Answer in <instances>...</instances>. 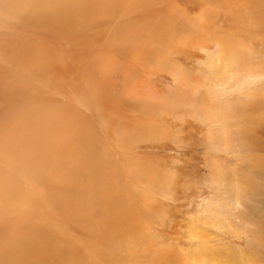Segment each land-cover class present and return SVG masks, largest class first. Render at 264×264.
<instances>
[{"label":"rangeland","instance_id":"374dc122","mask_svg":"<svg viewBox=\"0 0 264 264\" xmlns=\"http://www.w3.org/2000/svg\"><path fill=\"white\" fill-rule=\"evenodd\" d=\"M9 2L4 0L0 6V47L14 37L35 39L25 36L19 15L9 13L13 9ZM159 12L168 14V22L165 16H157ZM139 13L161 23V30L165 27L156 61L142 66L130 52L114 57L110 51L89 58L95 76L112 87L110 108L132 123L138 121L131 131L119 126L108 137L103 84L100 91L97 87L95 99L84 97L85 102H80L73 99L69 79L48 81L39 66L31 72L18 66L9 72L18 83L37 91L38 98L58 107L55 112L63 119L64 131L57 142L79 133L99 147L96 164L104 163V152L111 154L114 172L119 174V186L111 193L96 181L102 195L92 213L85 209L88 200L77 205L82 213L73 204L63 210L51 230L67 238L74 232L83 241L71 244L59 256H50L51 260L77 264L81 244L102 239L108 224L109 236L115 232L131 235L134 219L127 206L135 203L138 226L145 232L128 239L136 242L134 253L142 262H155L165 251L176 264H264V224L258 214L264 210V0H162ZM106 24L104 37L112 39L121 22ZM5 59L0 55V68L7 71ZM174 75L178 82L171 79ZM196 95L201 97L200 106ZM61 103L72 104L76 116L65 112ZM213 106H219L215 122L209 117L197 119L199 110L212 111ZM9 108L6 98L5 110ZM11 125L2 132L7 134ZM25 133H17V148L23 155L28 154L29 145ZM209 134L214 145L208 144ZM108 193L112 194L111 205L104 198H110ZM233 193H240V201L232 199ZM248 219L251 225L243 226ZM98 261L103 263L101 258Z\"/></svg>","mask_w":264,"mask_h":264},{"label":"bare ground","instance_id":"6f19581e","mask_svg":"<svg viewBox=\"0 0 264 264\" xmlns=\"http://www.w3.org/2000/svg\"><path fill=\"white\" fill-rule=\"evenodd\" d=\"M3 1L0 0V6L4 4ZM160 1L162 0H10L9 6L12 5L13 9L9 13L15 16L18 14L17 20L23 25L25 36L35 39L14 37L0 47V55L6 58L8 66L7 71L0 68V264H54L50 256H59L71 244L83 241L72 231L67 238L56 230H51L59 222L63 210L73 204L78 208V213H82L84 210L77 205L81 206L88 200L85 209L92 213L98 195H102L101 186L97 187L96 181L104 184L110 193L113 187L119 186V174L114 172L111 154L104 152V163L97 165L95 160L99 147L93 146L91 140L84 139L79 133H73L68 139L57 142L64 131L63 119H59L58 112H55L58 107L46 99L38 98L37 91L18 83L9 72L17 70V66L30 72L39 66L45 71L48 81L62 77L69 79L73 99L76 97L79 101L84 100V97L95 99L96 92L100 91L103 84L105 90L101 92L104 104L102 108L107 111L105 126L108 128V137L111 138L113 131L119 126L124 131H131L138 121L132 123L127 116L125 119L110 108L112 87L95 76L89 58L96 52L107 55L110 51L109 55L114 57L130 52L133 61L138 60L142 66L156 61L154 58L158 55L165 27L161 30V23H155L139 11ZM167 15L164 12L157 14L165 16L164 20L168 22ZM107 22H121L119 33L112 39L104 37ZM116 42L118 44L113 47ZM107 68H102L101 71ZM171 79L178 82L177 75L171 76ZM196 96V105L200 106L201 97ZM6 98L10 100L8 112L5 110ZM225 100L226 103L229 101ZM70 103H61V107L69 115L76 116V109ZM95 107L94 104L91 107L94 113L97 111ZM218 107L213 106L212 111L206 112L199 110L197 119L209 117L215 122L219 115L214 112ZM14 111H17L16 114ZM9 124L12 125L7 134H4L3 127ZM19 131L26 132L25 142L29 144L26 155L21 154L20 148H17ZM95 139L93 137L94 141ZM207 141L209 145L215 144V139L210 134ZM234 148L238 149L239 146ZM118 191L113 189L115 194L121 196ZM110 193V198L104 196L109 205L113 203ZM243 193L251 208L257 211L255 202ZM240 198V193L232 194L233 200L240 201ZM135 207V203L127 206L129 217L134 219L131 233L141 235L145 231L138 226L139 218ZM241 209L247 212L242 204ZM258 214L263 217L264 224V210ZM249 225L250 219L243 221V226ZM108 227L109 224L103 227L102 239H87L81 244L77 264H99V258L103 260L102 264H176L165 251L158 255L155 262L140 261L138 253H134L136 242L128 239L132 234L115 232L109 236ZM57 230L62 232V229Z\"/></svg>","mask_w":264,"mask_h":264}]
</instances>
